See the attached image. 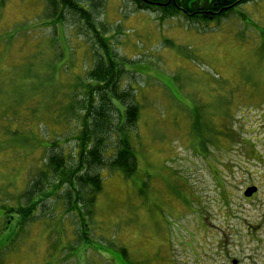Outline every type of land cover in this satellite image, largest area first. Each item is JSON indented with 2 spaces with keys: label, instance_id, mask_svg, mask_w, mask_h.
<instances>
[{
  "label": "rangeland",
  "instance_id": "rangeland-1",
  "mask_svg": "<svg viewBox=\"0 0 264 264\" xmlns=\"http://www.w3.org/2000/svg\"><path fill=\"white\" fill-rule=\"evenodd\" d=\"M53 15L48 0H0V204L33 207L21 195L52 149L73 159L98 38L116 52L120 89L131 86L141 110L130 134L138 169L130 179L103 172L88 226L111 251L81 243L61 187L24 229L3 232L0 264H264V0L198 24L100 0L96 34L69 12L51 26ZM227 133L234 148H219ZM32 138L51 142L17 144ZM252 186L258 193L246 198ZM7 220L0 213V229Z\"/></svg>",
  "mask_w": 264,
  "mask_h": 264
},
{
  "label": "trees",
  "instance_id": "trees-1",
  "mask_svg": "<svg viewBox=\"0 0 264 264\" xmlns=\"http://www.w3.org/2000/svg\"><path fill=\"white\" fill-rule=\"evenodd\" d=\"M48 1L51 10L54 12L53 18L50 20L51 26L57 28L60 23H64L65 14L69 12L79 23H86L88 28H92L96 34L97 25L94 16H96L95 13L98 12L100 7V0H87V3L77 0ZM130 1L136 3L140 10H152L161 13L165 17L181 15L188 21L198 24L223 19L235 8L250 0H152L156 3L147 5H143L142 0ZM44 10H46V6ZM101 28H103L102 25ZM57 40V36L51 38L50 43L52 45L57 44L59 43ZM97 41L99 42V45H96L98 46L96 52L98 59L94 67L89 68L86 72V79L82 80L80 86L85 88L83 93L85 92L88 98L84 99L82 107L80 106L85 108V112H83L84 122L78 128V134L75 137L78 146L73 159H68L69 155L64 150L57 153L52 149L48 161L40 168L38 177L33 179V182L28 183L26 186L27 192L21 195L20 201H24L27 206L33 205V207L16 209L11 202L0 204L2 217L11 220L10 226L4 225L0 229V237L16 222L18 230L24 229L23 226L29 223L30 219H34V214L41 205L39 203H45L52 193L60 191L62 187L66 192L68 214L74 215L73 218L77 217L80 224H82L81 227H84V229L80 227L82 229L79 234L81 243L92 244V248H95V250L101 248L105 253L111 251L109 248L103 249V247L94 244L96 242L91 238V230H89L88 224L93 223L92 208L95 207L97 197L102 192V186L104 185L103 172H107V170L110 173L118 171L126 179L133 178L137 172L138 163L130 134L137 126L141 110L133 100L131 86L128 85L129 91L120 89L123 71L117 69L118 57L116 52L112 51L113 53H111L108 44L100 38ZM62 55L60 57H63ZM138 73L137 71L129 74V76L134 79ZM115 112L120 114L118 121L113 116ZM51 127L55 140L56 131L53 126ZM113 134H118L119 140L116 151L112 155H108V141L111 136H114ZM231 137L233 136L227 133L226 139L222 140L223 143H226V146L221 147L222 142H219V148H234L233 143L236 139ZM238 138L237 140L242 143L243 140L240 137ZM50 140L41 141L32 138L17 144L23 145L27 142L30 144L29 147L32 148L34 145L36 147L39 145L47 146L51 142ZM200 142L198 144L206 143L205 141ZM55 143L53 148L59 145L57 141ZM241 143L235 144L242 145ZM253 146L255 147V145ZM47 148L52 147L48 146ZM257 158L254 157L253 161L257 160L259 162ZM261 158L264 159L263 156ZM127 185L130 186V184ZM45 190L47 191L45 192ZM36 197H38L37 201ZM36 205H38L37 208ZM43 207H45L44 204ZM122 254L126 255V252L123 251ZM111 258L113 257L111 256Z\"/></svg>",
  "mask_w": 264,
  "mask_h": 264
},
{
  "label": "water",
  "instance_id": "water-1",
  "mask_svg": "<svg viewBox=\"0 0 264 264\" xmlns=\"http://www.w3.org/2000/svg\"><path fill=\"white\" fill-rule=\"evenodd\" d=\"M258 192V187L252 186L246 189L244 196L246 198H252ZM232 264H239L237 260H233Z\"/></svg>",
  "mask_w": 264,
  "mask_h": 264
},
{
  "label": "flooded vegetation",
  "instance_id": "flooded-vegetation-1",
  "mask_svg": "<svg viewBox=\"0 0 264 264\" xmlns=\"http://www.w3.org/2000/svg\"><path fill=\"white\" fill-rule=\"evenodd\" d=\"M143 1V5H147V4H155L156 2L152 1V0H142ZM233 262V261H232Z\"/></svg>",
  "mask_w": 264,
  "mask_h": 264
}]
</instances>
